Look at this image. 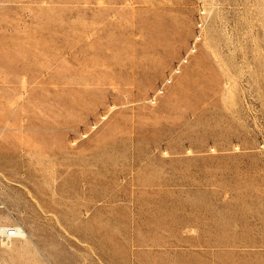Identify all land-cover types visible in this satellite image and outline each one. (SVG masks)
Returning a JSON list of instances; mask_svg holds the SVG:
<instances>
[{
  "label": "rangeland",
  "instance_id": "rangeland-1",
  "mask_svg": "<svg viewBox=\"0 0 264 264\" xmlns=\"http://www.w3.org/2000/svg\"><path fill=\"white\" fill-rule=\"evenodd\" d=\"M0 225V264H264V0H0Z\"/></svg>",
  "mask_w": 264,
  "mask_h": 264
},
{
  "label": "built area",
  "instance_id": "built-area-1",
  "mask_svg": "<svg viewBox=\"0 0 264 264\" xmlns=\"http://www.w3.org/2000/svg\"><path fill=\"white\" fill-rule=\"evenodd\" d=\"M21 238V231L15 225H0V239Z\"/></svg>",
  "mask_w": 264,
  "mask_h": 264
},
{
  "label": "crops",
  "instance_id": "crops-1",
  "mask_svg": "<svg viewBox=\"0 0 264 264\" xmlns=\"http://www.w3.org/2000/svg\"><path fill=\"white\" fill-rule=\"evenodd\" d=\"M30 235V234H29ZM29 235L28 236H26V237H29ZM30 237H31V241H24V240H19V239H17V238H15V239H13L12 241H11V247H12V249L17 253V246H18V244H20V245H23V246H25V247H29L30 248V251L32 252V245H35L36 246V243H35V241L33 240V237L30 235ZM3 243V245L5 246V245H9V243L7 242L6 244L4 243V242H2ZM3 245H1V243H0V249H2V248H4L3 247ZM35 253V252H34ZM36 254V253H35ZM35 257H36V255H35Z\"/></svg>",
  "mask_w": 264,
  "mask_h": 264
},
{
  "label": "bare ground",
  "instance_id": "bare-ground-1",
  "mask_svg": "<svg viewBox=\"0 0 264 264\" xmlns=\"http://www.w3.org/2000/svg\"><path fill=\"white\" fill-rule=\"evenodd\" d=\"M215 56H216V55H215ZM16 227L21 231V235H22L21 238L28 236L27 231H26L22 226L18 225V226H16ZM14 239H15V238H14ZM1 240H3V242L6 244L7 241H4V240H8V241H10V240H12V238L9 237V238H7V239H1Z\"/></svg>",
  "mask_w": 264,
  "mask_h": 264
}]
</instances>
